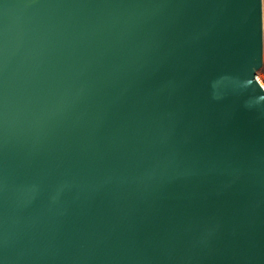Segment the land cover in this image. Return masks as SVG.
<instances>
[{
    "label": "water",
    "instance_id": "obj_1",
    "mask_svg": "<svg viewBox=\"0 0 264 264\" xmlns=\"http://www.w3.org/2000/svg\"><path fill=\"white\" fill-rule=\"evenodd\" d=\"M262 0H0V264H264Z\"/></svg>",
    "mask_w": 264,
    "mask_h": 264
},
{
    "label": "rangeland",
    "instance_id": "obj_2",
    "mask_svg": "<svg viewBox=\"0 0 264 264\" xmlns=\"http://www.w3.org/2000/svg\"><path fill=\"white\" fill-rule=\"evenodd\" d=\"M262 2H263V65L259 69L258 74L264 82V0H262Z\"/></svg>",
    "mask_w": 264,
    "mask_h": 264
}]
</instances>
